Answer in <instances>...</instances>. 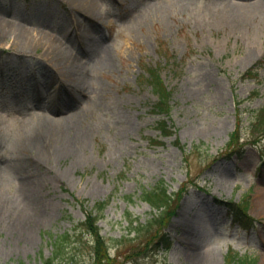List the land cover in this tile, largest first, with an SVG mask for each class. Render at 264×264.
<instances>
[{"label": "rangeland", "instance_id": "1", "mask_svg": "<svg viewBox=\"0 0 264 264\" xmlns=\"http://www.w3.org/2000/svg\"><path fill=\"white\" fill-rule=\"evenodd\" d=\"M94 1L96 19L68 0H0L1 20L74 54L63 67L40 44L0 43V264H43L66 232L61 264H227L229 249L264 264V0ZM147 68L172 91L173 135L155 127ZM160 180L183 189L173 214L133 231ZM105 198L98 263L78 223ZM243 198L250 227L222 203ZM161 231L167 251L151 243Z\"/></svg>", "mask_w": 264, "mask_h": 264}, {"label": "trees", "instance_id": "2", "mask_svg": "<svg viewBox=\"0 0 264 264\" xmlns=\"http://www.w3.org/2000/svg\"><path fill=\"white\" fill-rule=\"evenodd\" d=\"M173 57L171 56L168 60L173 66L172 62ZM148 71V82L151 85L152 91L156 96V100L153 102L151 110L158 114L169 115L171 111V98L172 91L168 88L163 78L160 75V72L157 68H147ZM156 128L159 129V132L163 136L171 135L173 133L172 125L164 117L158 119L155 123ZM234 134L231 135L230 141L234 139ZM183 189H179L176 193H170L167 191V187L164 182L160 180L154 186L150 188H142L140 193V198L148 202L154 211L151 212V216L142 223H139L136 219H130L132 230L134 231H147V233L153 228H160L162 225H165L166 221L164 218L168 219L174 212V207L172 208V203L176 198L181 196ZM108 199L98 200L94 203L92 208L87 212V215L84 220L80 221L78 225L86 229V232L90 234L91 240V250L90 256L91 260L103 262L106 261L109 256V246L107 244V239L100 233V228L97 224V221L102 215V212L107 205ZM225 204L230 209L231 213L234 215V219L238 220L245 225L251 224L254 220L247 212V207H244L235 202H225ZM143 227V228H142ZM164 227V226H163ZM137 235V233H136ZM156 240L151 242L152 246L161 248L162 250H167L170 247V241L165 236L164 231L157 232ZM66 237H73L69 233H64L62 235L56 236L54 238L55 249L52 251V254L43 259V264H61L60 255L62 254V241ZM115 241V239H113ZM227 264H254V258H248L246 256H239L237 252L229 251L226 255Z\"/></svg>", "mask_w": 264, "mask_h": 264}, {"label": "bare ground", "instance_id": "3", "mask_svg": "<svg viewBox=\"0 0 264 264\" xmlns=\"http://www.w3.org/2000/svg\"><path fill=\"white\" fill-rule=\"evenodd\" d=\"M74 12H82L85 19H96V5L94 0H68ZM88 16V17H86ZM24 24H12L8 21L0 19V43L11 40V44L16 48L29 52L33 47L42 45L44 47V55L51 56L53 61L63 67L71 64L74 59L73 53H68L66 47L60 41H54L52 35L37 29L28 30ZM31 138L26 139V143ZM252 211L256 214H264V195L258 192L253 201Z\"/></svg>", "mask_w": 264, "mask_h": 264}]
</instances>
